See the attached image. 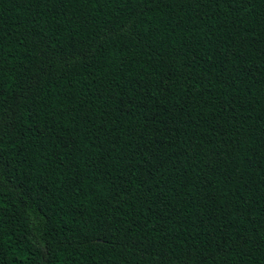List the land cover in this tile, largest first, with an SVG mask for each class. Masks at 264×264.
<instances>
[{"label": "trees", "instance_id": "1", "mask_svg": "<svg viewBox=\"0 0 264 264\" xmlns=\"http://www.w3.org/2000/svg\"><path fill=\"white\" fill-rule=\"evenodd\" d=\"M0 264H264V0H0Z\"/></svg>", "mask_w": 264, "mask_h": 264}]
</instances>
